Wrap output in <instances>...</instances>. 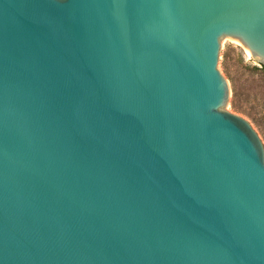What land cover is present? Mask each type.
Listing matches in <instances>:
<instances>
[{
	"label": "water",
	"instance_id": "water-1",
	"mask_svg": "<svg viewBox=\"0 0 264 264\" xmlns=\"http://www.w3.org/2000/svg\"><path fill=\"white\" fill-rule=\"evenodd\" d=\"M230 38L264 0H0V264H264Z\"/></svg>",
	"mask_w": 264,
	"mask_h": 264
},
{
	"label": "rangeland",
	"instance_id": "rangeland-1",
	"mask_svg": "<svg viewBox=\"0 0 264 264\" xmlns=\"http://www.w3.org/2000/svg\"><path fill=\"white\" fill-rule=\"evenodd\" d=\"M218 69L230 87L226 109L249 120L264 144V69L235 38L221 43Z\"/></svg>",
	"mask_w": 264,
	"mask_h": 264
},
{
	"label": "bare ground",
	"instance_id": "bare-ground-1",
	"mask_svg": "<svg viewBox=\"0 0 264 264\" xmlns=\"http://www.w3.org/2000/svg\"><path fill=\"white\" fill-rule=\"evenodd\" d=\"M246 51H247V53H248L249 55H252V54H251V51L249 50V48L246 47ZM250 57H251V56H250Z\"/></svg>",
	"mask_w": 264,
	"mask_h": 264
},
{
	"label": "trees",
	"instance_id": "trees-1",
	"mask_svg": "<svg viewBox=\"0 0 264 264\" xmlns=\"http://www.w3.org/2000/svg\"><path fill=\"white\" fill-rule=\"evenodd\" d=\"M261 67L264 69V65H261Z\"/></svg>",
	"mask_w": 264,
	"mask_h": 264
}]
</instances>
